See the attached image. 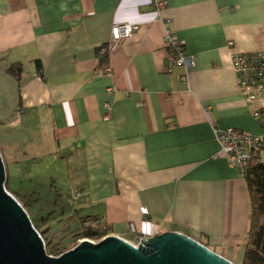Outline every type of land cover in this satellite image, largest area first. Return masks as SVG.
<instances>
[{
	"label": "crops",
	"instance_id": "1",
	"mask_svg": "<svg viewBox=\"0 0 264 264\" xmlns=\"http://www.w3.org/2000/svg\"><path fill=\"white\" fill-rule=\"evenodd\" d=\"M162 1L0 0V68L22 64L19 83L11 77L35 119L36 154L24 160L54 182L64 211L99 216L111 234L182 232L242 264L250 191L215 129L261 131L232 56L264 52V0ZM122 22L138 28L101 64L96 49ZM168 29L193 68L168 72Z\"/></svg>",
	"mask_w": 264,
	"mask_h": 264
},
{
	"label": "water",
	"instance_id": "2",
	"mask_svg": "<svg viewBox=\"0 0 264 264\" xmlns=\"http://www.w3.org/2000/svg\"><path fill=\"white\" fill-rule=\"evenodd\" d=\"M6 175L0 152V264H235L177 231L151 236L138 247L111 234L97 243L84 240L51 256L28 212L7 189Z\"/></svg>",
	"mask_w": 264,
	"mask_h": 264
},
{
	"label": "rangeland",
	"instance_id": "3",
	"mask_svg": "<svg viewBox=\"0 0 264 264\" xmlns=\"http://www.w3.org/2000/svg\"><path fill=\"white\" fill-rule=\"evenodd\" d=\"M16 83L5 69L0 68V152L6 166V185L17 193L13 194L14 197L26 209L33 223L39 226L38 231H45L42 237L47 253L57 256L49 253L50 248L54 247L57 251L56 247L59 246L58 252H67L82 242L83 239L75 241L70 237V231L78 226L80 220L68 221L66 216L70 213L62 212V207L53 203L54 195L47 184V178L42 175L33 177L29 167L31 164L28 165L33 160H24L25 156H31L28 152H35L26 147L28 136L33 135L26 131V128H34L35 119L21 113ZM47 128L46 126L42 129L46 131ZM43 130L34 131V135L47 139L43 150L45 151L51 142L47 133L44 136ZM24 139L26 143L21 142ZM259 155L264 162V150L260 151ZM14 166L17 167L16 170ZM78 214L86 216L84 213ZM57 242L60 244L57 245Z\"/></svg>",
	"mask_w": 264,
	"mask_h": 264
},
{
	"label": "built area",
	"instance_id": "4",
	"mask_svg": "<svg viewBox=\"0 0 264 264\" xmlns=\"http://www.w3.org/2000/svg\"><path fill=\"white\" fill-rule=\"evenodd\" d=\"M151 4L156 8H161L165 2L162 0H151ZM137 28V24L115 23L112 26L111 38L106 44L104 52H107L108 56L118 52L123 42L130 38ZM166 43L169 51L168 72H172L175 66H183L187 70L195 66V57L185 52L183 44L176 39L170 29L166 32ZM232 66L246 105L251 108L261 131L260 133H254L233 127L227 129L216 128L215 136L229 166L237 168L241 175L245 176L250 160L264 150V52L234 53ZM106 108L105 119L107 120L111 117L112 105L107 103ZM260 160H262L261 157ZM78 195H80L79 192ZM149 237L140 235L135 240V243L129 242L138 247L142 240H147ZM84 240H89L93 243L100 241L95 239H83L82 241Z\"/></svg>",
	"mask_w": 264,
	"mask_h": 264
},
{
	"label": "trees",
	"instance_id": "5",
	"mask_svg": "<svg viewBox=\"0 0 264 264\" xmlns=\"http://www.w3.org/2000/svg\"><path fill=\"white\" fill-rule=\"evenodd\" d=\"M105 48L106 45L96 49V54L101 64L108 63L109 56L107 52H104ZM35 63L37 65L38 72L43 76L40 60L36 59ZM22 68L23 66L20 63L11 64L7 67L6 71L19 83ZM19 101V104H22L21 99ZM244 177L248 183L250 191L252 213L249 223L248 240L242 264H264V162L260 160V155L254 156L252 160H250ZM7 188L12 194H17L9 187ZM50 190L54 195L53 203L62 207L63 212L64 208L61 205L62 195L59 193L53 181L50 185ZM66 218H68V221H75L76 219L80 220L78 226L70 231V237L75 241L80 239L100 240L111 235L112 229L103 223L99 216H79L78 212H73L67 215ZM34 225L39 230V226L35 223ZM40 233L44 234L45 231H40ZM56 244L58 245L60 242H57ZM56 249L57 251L54 250V247L50 248L49 253L58 256L64 252H58L60 250L59 246H57Z\"/></svg>",
	"mask_w": 264,
	"mask_h": 264
}]
</instances>
